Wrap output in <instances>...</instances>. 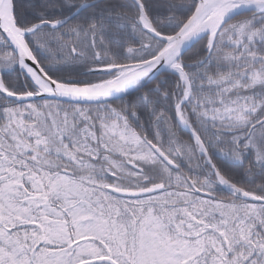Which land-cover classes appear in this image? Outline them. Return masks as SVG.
Returning <instances> with one entry per match:
<instances>
[{
	"label": "trees",
	"instance_id": "1",
	"mask_svg": "<svg viewBox=\"0 0 264 264\" xmlns=\"http://www.w3.org/2000/svg\"><path fill=\"white\" fill-rule=\"evenodd\" d=\"M89 1L92 0H13L19 27L30 28L44 22L26 36V41L54 79L70 84L109 79L118 73L105 75L92 73L90 69L145 60L162 48L163 42L144 31L140 10L133 0H104L86 6L62 25L51 24L66 19ZM142 1L155 28L164 34L176 32L195 8L192 0ZM2 40L0 66H3L6 87L16 93L36 91L34 83L19 68L12 48ZM209 44L207 35L179 60L192 92L183 105V112L203 140L214 166L177 122L176 107L184 95L185 84L178 74L170 71L162 73L142 90L105 104L55 100L19 103L0 94V151L12 153L9 151L14 150L15 170L24 164L49 172V190L67 201L69 194L59 189L74 191L83 197L81 183L98 185L106 191L108 185L136 188L143 186L144 174L148 175L149 183L166 184V190L157 195L177 194L196 200L201 196L192 190V182L214 194L207 200L229 208L226 223L229 229L225 236L216 239L226 264H264V203L235 195L222 186L217 176L219 173L236 187L264 196V123L254 127L247 136L250 126L264 117V12L249 10L225 24L210 56ZM11 107H14V118L6 111ZM128 134L135 136L128 137ZM109 138L115 141L114 147ZM122 141L127 143L123 146L130 145L132 149L123 153L116 151ZM149 142L161 146L180 168L173 170L159 160L148 162L147 153L155 155ZM113 158L120 166H114ZM127 159L141 164L144 173L126 165ZM3 168L0 166V170ZM61 176L65 177L66 185L81 182L80 186L70 189L60 185ZM23 187L22 195L30 194L28 186ZM16 197L20 198L19 192L0 198L5 203L0 207L1 232L30 228L22 223L25 205L21 206ZM150 198L141 201L150 204ZM155 205L152 203L146 209L143 231L138 234L141 240L136 249L143 251V242H146L145 260L137 261L141 256L138 254L134 259L117 257L107 247L108 243L97 249L93 239L97 234L85 228L72 231L79 242L71 258L59 259L48 252L65 245L52 231H41V234L37 231L32 248L26 247L24 257L28 264H73L103 254L112 255L121 264H184L192 255L191 249H187L189 240L170 229ZM241 206H253L256 210L253 227L236 228ZM49 212L60 220L61 214ZM81 215H85L83 211L78 217ZM34 222L44 221L34 219ZM8 226L11 228L7 229ZM52 241L56 245L48 246ZM202 262L207 259H202L200 254L193 259L194 264Z\"/></svg>",
	"mask_w": 264,
	"mask_h": 264
},
{
	"label": "rangeland",
	"instance_id": "2",
	"mask_svg": "<svg viewBox=\"0 0 264 264\" xmlns=\"http://www.w3.org/2000/svg\"><path fill=\"white\" fill-rule=\"evenodd\" d=\"M134 136L135 134H128V137ZM133 140L134 138L131 139V141ZM108 141L112 142V147H114L115 141L110 138ZM137 143L138 141L135 142V144ZM117 144L119 145L120 141H117ZM124 144L127 143L122 141L119 151ZM125 148L132 149L130 145ZM11 157L14 155L0 151V166L4 167L3 170H0V198L2 196L8 198L10 192H14V196L16 192H19L20 200L23 202L20 205H25L22 223L30 228L27 231H0L2 233L0 264H28L24 253L27 252L26 247L32 248L34 235L38 232L41 234L40 228L46 233L53 232V236L65 244L60 248L48 250L51 255L59 259L71 258L72 251L76 248L73 237L75 234L72 231L85 228L92 229L97 234L95 237L102 240L96 241L97 249L101 248L102 244L108 243L109 250L117 257L123 256L126 259H134L135 255L138 254L141 256L137 261L145 260L143 253L146 250V242H143L145 243L143 251H140L139 248L136 249V247L140 239L138 234L145 223L146 209L152 203L157 204L155 205L157 211L171 230L187 236L189 240L187 249H191L192 255L184 264H194L193 259L198 254L202 256V259H207V262H202V264H226L221 256L220 244L217 243L216 239L225 236L229 229L226 225L229 208L218 206L215 202L201 197L196 200L190 197L188 200L187 196L177 194L173 196L165 193V195L159 194L154 198L151 197L152 200L149 199L150 204H145L143 201L115 198L98 185L87 183L85 185L81 182L83 197H79L74 191L59 189L61 193L69 194L70 200L67 201L59 193L55 194L49 190L47 185L48 177H50L49 172L37 171L38 169L26 167L24 164H21L20 170H15L14 158ZM58 180L60 185H66L65 177L61 176ZM80 183L79 185L73 183V185L66 186L70 189L78 188ZM24 185L28 186L32 193L22 195L25 191ZM57 199L58 201H56ZM0 202V207L5 206L2 200ZM169 202H174V204H169ZM239 208L241 214L236 216V228L244 230L246 227H253V215L256 214L254 207L241 206ZM49 210L57 214H62L61 211L65 210V215L67 214L72 218L68 219L62 214L60 220H56L57 217L52 216ZM82 211L85 215L78 217L79 212ZM51 217L52 219H50ZM77 217L78 219L75 221L74 218ZM34 219L44 222L37 223L34 222ZM26 237L29 239H25ZM54 245L56 244L52 241L48 246ZM23 247L24 249H22Z\"/></svg>",
	"mask_w": 264,
	"mask_h": 264
},
{
	"label": "water",
	"instance_id": "3",
	"mask_svg": "<svg viewBox=\"0 0 264 264\" xmlns=\"http://www.w3.org/2000/svg\"><path fill=\"white\" fill-rule=\"evenodd\" d=\"M102 0H94L81 6L79 10L85 6L100 2ZM139 6L144 18H147L146 11L141 0H134ZM236 3L233 8L221 21L218 22L214 31H207L200 25L201 18L214 3V0H195L197 3L193 14L183 24V26L173 35H165L159 33L149 22H143V27L150 35L163 41L164 47L160 52L143 62L128 65H110L92 70L95 73H112L117 70L123 71L120 77L101 84L90 86H78L64 84L53 79L40 65L37 58L29 48L25 41L24 34L29 31L22 30L17 27L11 11V0H0V31L9 42L10 46L16 52L20 67L23 68L31 80L37 86L36 92H26L16 94L4 88L2 76L0 73V92L9 99L18 102H26L30 100L55 99L70 103L81 104H100L116 101L143 89L156 79L163 71L167 70L169 65L180 57L188 48L206 34L210 35L209 53L213 49L216 34L219 29L230 19L236 15L249 9L259 8L264 10V0H233ZM78 12V11H77ZM75 12L72 16H74ZM70 16L69 18H71ZM68 18V19H69ZM67 21V20H66ZM264 122V118L258 124ZM187 130H189L187 128ZM190 131V130H189ZM154 150L171 166L176 167L175 163L160 149L159 146L153 145ZM134 167L135 164L131 163ZM163 185H156L151 188L123 191L120 189L112 190L115 193L124 196H141L154 193L163 189ZM196 191L202 195L212 196V194L196 188ZM243 197L255 202H264V197L244 192ZM97 262H109L111 264H119L110 256L88 259L77 264H91Z\"/></svg>",
	"mask_w": 264,
	"mask_h": 264
},
{
	"label": "bare ground",
	"instance_id": "4",
	"mask_svg": "<svg viewBox=\"0 0 264 264\" xmlns=\"http://www.w3.org/2000/svg\"><path fill=\"white\" fill-rule=\"evenodd\" d=\"M236 3L233 0H214L212 6L208 9L205 15L200 20V25L207 31H214L221 19L228 14ZM170 68L181 72V67L177 65L176 61L170 64Z\"/></svg>",
	"mask_w": 264,
	"mask_h": 264
}]
</instances>
